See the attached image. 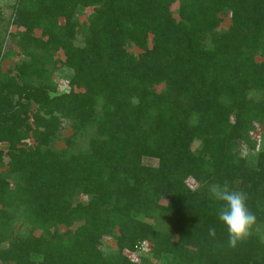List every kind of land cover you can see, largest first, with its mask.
<instances>
[{
    "label": "trees",
    "instance_id": "obj_1",
    "mask_svg": "<svg viewBox=\"0 0 264 264\" xmlns=\"http://www.w3.org/2000/svg\"><path fill=\"white\" fill-rule=\"evenodd\" d=\"M5 22L24 29L0 26V60L27 59L0 70V264H264V149L240 153L264 130V0H15ZM57 62L68 90L50 96ZM225 180L257 215L234 249L208 192Z\"/></svg>",
    "mask_w": 264,
    "mask_h": 264
},
{
    "label": "rangeland",
    "instance_id": "obj_2",
    "mask_svg": "<svg viewBox=\"0 0 264 264\" xmlns=\"http://www.w3.org/2000/svg\"><path fill=\"white\" fill-rule=\"evenodd\" d=\"M13 3H15V0H0V11H1V15L3 16L4 21H7L9 14L11 12V5H13ZM176 9H177V3L174 2L170 5V11L172 13V15L176 18ZM89 9H84L81 14L78 16L79 21L83 20L85 18V16L87 15ZM4 21H2L0 23V26H3V28L5 29V33L8 32H14V31H22L24 28L21 26H15L12 23H4ZM229 20H228V14H226L225 16L222 17L221 22L219 23L218 28L219 29H225L228 26ZM31 35L34 37H38L40 35V30L37 28H33V30L31 31ZM79 36H77V41L76 43H79ZM130 51L136 53L137 49H135L134 47H130L129 48ZM14 51V52H13ZM54 57H57V59H59V63L61 62L63 56L61 51H57L54 54ZM27 59L25 56H23L21 54L20 51L17 50L16 46L12 45L10 46V53L7 54V56L3 57L0 60V70L1 72L5 73V71L7 69H12L13 65H15L16 63H19L22 60ZM255 59L257 61L262 60L261 57H255ZM58 62L56 63L55 69L53 70L52 74H51V82L52 84H55V93H49V95H53V94H60L63 92H66L68 90V85H67V77L70 74V71L67 68L64 67H60L58 66L59 64ZM57 67V68H56ZM259 93H255V92H249L247 94V97H252V98H258ZM30 108L34 109V106L30 104ZM61 127H59L57 129V131L55 132L56 138H54V140L51 141L50 146L53 147V149H59V148H65V143L62 140L63 137H67L71 134L70 128L68 127L67 123H64L63 121H61L60 124ZM91 135V128L88 127V129H85L84 132L80 133L79 136H76L75 140V145H74V149H76L77 146H82V147H86L87 146V139L89 138V136ZM251 137L256 141L254 143V149L253 150H249V148L245 145L242 144L241 146V150L240 153L241 155L244 156H249L250 154L255 153V151L257 150H261L264 149V130H262V128L260 126H257L254 131L251 133ZM26 143L30 142V138L25 140ZM198 147V142L194 141L191 144V148L195 149ZM0 149H2L3 151L7 150V144L6 143H0ZM3 166L0 167V170L4 169L6 166V161L7 158L4 156L3 158ZM142 163L146 164V165H155L156 164V159L150 158V157H143L142 158ZM185 183L188 187L190 188H195L197 185L196 183L189 177L185 178ZM11 187L13 186L12 184L10 185ZM73 201H85L86 200V196L85 195H81V194H75L72 197ZM165 200L162 198L161 202H164ZM12 226L14 228V230H18L17 226L21 223H18V221L14 218V220H12ZM22 228H19V232L26 234L29 226H25L23 224ZM73 224L71 229L74 227ZM60 231L64 230L63 226H58ZM34 234H38L39 230H34L33 232ZM4 244H2L1 246H3ZM99 247L104 251V252H109V251H113L115 246H114V241L111 237L109 236H103L101 238L100 241V245ZM139 251H141L142 253H144V250L141 248V250H138L136 253L132 252L129 254V257H131L134 260H137V256L139 255Z\"/></svg>",
    "mask_w": 264,
    "mask_h": 264
},
{
    "label": "clouds",
    "instance_id": "obj_3",
    "mask_svg": "<svg viewBox=\"0 0 264 264\" xmlns=\"http://www.w3.org/2000/svg\"><path fill=\"white\" fill-rule=\"evenodd\" d=\"M210 199L220 202L217 216L227 229V245L236 248L240 243L248 240L253 235L257 224V215L248 205V194L230 186L229 181L212 183L208 186ZM209 236L215 237L216 230L210 227Z\"/></svg>",
    "mask_w": 264,
    "mask_h": 264
}]
</instances>
